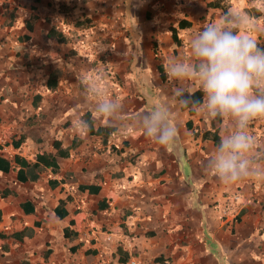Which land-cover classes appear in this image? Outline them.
<instances>
[{
	"label": "crops",
	"instance_id": "0c3cea01",
	"mask_svg": "<svg viewBox=\"0 0 264 264\" xmlns=\"http://www.w3.org/2000/svg\"><path fill=\"white\" fill-rule=\"evenodd\" d=\"M217 2L117 0L112 16L55 19L40 2L19 18L14 9L9 25L0 12V264H264V181L225 185L205 173L217 143L204 135L219 129L179 106L163 67L191 59L190 36L229 8L264 47V0ZM52 26L70 42L48 38ZM82 76L100 80L127 117L166 106L176 142L97 117ZM76 118L88 127L73 128ZM104 126L115 131L96 132ZM250 132L264 145V119Z\"/></svg>",
	"mask_w": 264,
	"mask_h": 264
},
{
	"label": "clouds",
	"instance_id": "9594fccd",
	"mask_svg": "<svg viewBox=\"0 0 264 264\" xmlns=\"http://www.w3.org/2000/svg\"><path fill=\"white\" fill-rule=\"evenodd\" d=\"M248 23L247 16L229 8L190 36L191 59L171 56L163 62L179 106L216 122L219 142L204 171L225 185L264 181V145L250 132L253 121L264 119V47L253 36L241 34ZM193 81L203 93L202 99L195 98ZM80 82L93 98V111L100 119L131 126L161 146L176 142L178 128L166 106L156 105L127 117L124 105L107 95L100 80L82 76ZM72 125L84 129L88 121L76 118Z\"/></svg>",
	"mask_w": 264,
	"mask_h": 264
},
{
	"label": "rangeland",
	"instance_id": "374dc122",
	"mask_svg": "<svg viewBox=\"0 0 264 264\" xmlns=\"http://www.w3.org/2000/svg\"><path fill=\"white\" fill-rule=\"evenodd\" d=\"M79 1L80 0H40L39 2H35L33 0H0V12H1V15H6L7 12H9L10 10L14 11V9L16 10L18 9L17 11L19 12H17L16 16L17 18H19L21 17V13H20L21 8H25L24 10H28V13H29L31 6L37 7L36 3H40V2H41L40 4H44V6L47 7L46 9L48 13L50 14L49 17H51L52 19L58 18V16L62 14H66L65 16H71V17H74L73 14L75 15L83 14L84 16H89L93 18V16L97 17L98 15H102L103 13H105V15L109 13L108 16H112L116 12L113 6L116 5L117 0H104V1L92 0L91 6L92 5L96 6L93 9H91V7L87 5V6L80 7L79 10H77L72 15L71 13H68L70 11L72 12L78 6ZM32 3H35V5H33ZM69 6H71L72 9H69ZM123 14L126 17L129 16V14H127L126 12H123ZM24 15L25 14H23V16ZM126 36H127L126 34L120 35L118 38L121 39L122 43L125 40V45L128 46L129 43H128V39ZM9 42L11 44L10 47L14 48L15 45L13 44V42L12 41H9ZM118 44H121V42L119 41ZM90 46L93 47V44H90L89 47ZM114 51L117 52L118 49L116 48ZM101 57L89 56L87 58L91 60L92 65H95V64H98V58L99 60H102ZM94 62L95 64H93ZM141 113H142V110H141Z\"/></svg>",
	"mask_w": 264,
	"mask_h": 264
},
{
	"label": "trees",
	"instance_id": "16d2710c",
	"mask_svg": "<svg viewBox=\"0 0 264 264\" xmlns=\"http://www.w3.org/2000/svg\"><path fill=\"white\" fill-rule=\"evenodd\" d=\"M33 1H35V2H38L39 0H33ZM216 1H218L217 3H218V5H220L224 10L226 9V4L225 3H221L220 1H222V0H216ZM35 8V7H34ZM257 15H259L260 14V12H257L256 13ZM33 16V18H37V16L35 15V14H33L32 15ZM13 19H14V11H12V10H10L9 12H7V14H6V21L5 22H3V24L4 25H9V24H11L12 22H13ZM75 25H80L79 24V22L77 21V22H75ZM182 26H190V23L188 22V21H185V22H182ZM175 35V33L173 32V36ZM48 38H50V39H54V40H56L57 42H59V43H68V42H70V38L68 37V36H66L62 31H60L56 26H52L51 27V29L49 30V32H48ZM30 37L29 36H24V39L25 40H28ZM56 81V79H52L51 77H49L48 79H47V83H48V88H53V87H55V84H52L51 83V81ZM199 94L201 95L202 94V92H199ZM35 97H36V99H35V102H34V104H33V106H34V108L36 107V106H38V103H39V101H40V99H41V97H40V95H35ZM38 102V103H37ZM115 131V127H111V126H107V127H99L97 130H96V132L97 133H99V134H102V135H109V134H111L112 132H114ZM205 137H210V138H212V140L215 142V143H218L219 142V136H218V134H217V132H214L213 134H211V135H204ZM37 157L39 158V155H37ZM45 157H47V156H45V155H43V159H45ZM55 167V166H54ZM156 260V262H159L160 264H163V262L161 261L162 260V258L161 257H158V258H156L155 259Z\"/></svg>",
	"mask_w": 264,
	"mask_h": 264
},
{
	"label": "built area",
	"instance_id": "2783aa9c",
	"mask_svg": "<svg viewBox=\"0 0 264 264\" xmlns=\"http://www.w3.org/2000/svg\"><path fill=\"white\" fill-rule=\"evenodd\" d=\"M130 264H136L134 261H132Z\"/></svg>",
	"mask_w": 264,
	"mask_h": 264
}]
</instances>
